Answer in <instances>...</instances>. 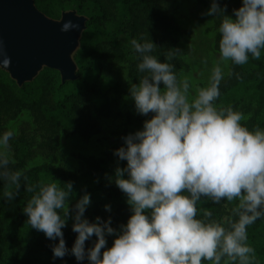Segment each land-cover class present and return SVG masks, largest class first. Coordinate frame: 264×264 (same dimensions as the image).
Returning <instances> with one entry per match:
<instances>
[{"label": "clouds", "instance_id": "1", "mask_svg": "<svg viewBox=\"0 0 264 264\" xmlns=\"http://www.w3.org/2000/svg\"><path fill=\"white\" fill-rule=\"evenodd\" d=\"M233 12L235 19L224 15L216 0L207 12L223 17L218 56L208 85L197 88L194 95L189 79L178 78L173 64L150 55L156 47L151 40L131 41L140 57L137 70L144 75L130 84V96L139 114H154L143 130L124 138V146L115 152L127 161L125 168L115 170L114 183L126 194L132 215L112 247L101 253L105 235L116 230L110 219L101 222L97 217L89 223L83 218L90 204V196L83 195L75 204L72 225L78 235L70 251L77 261L87 256L90 264H255L256 251L248 243L247 229L264 218V129L249 130L242 121L250 119V113L231 106L218 108L214 102L220 97L221 81L234 75L230 65H245L249 56L261 60L264 0H242ZM76 27L68 21L61 31ZM174 55L169 53L165 60L171 61ZM9 64L7 58L2 61L5 67ZM14 135V130L0 134V180L16 189L22 173L8 168L9 141ZM26 191L34 193L23 208L27 224L50 240L59 239L52 252L63 258L69 252L62 229L72 183L64 187L41 183ZM13 195L14 191L5 192L4 198L12 200ZM202 199L234 204L227 227L212 219L211 211L197 218ZM105 208L110 210L108 205ZM93 234L97 240L86 252L85 241Z\"/></svg>", "mask_w": 264, "mask_h": 264}, {"label": "trees", "instance_id": "2", "mask_svg": "<svg viewBox=\"0 0 264 264\" xmlns=\"http://www.w3.org/2000/svg\"><path fill=\"white\" fill-rule=\"evenodd\" d=\"M54 5L45 6V0H35L39 10L54 19H60L64 10L65 2L80 1L92 2L99 6L102 17L100 20H117L118 14L125 11L126 17L123 22L124 31L134 34L140 43L151 40L156 47L150 55L160 62L173 64L174 71L178 76L181 59L174 50V45L183 38L180 28L174 23L166 0H53ZM201 5L211 7L213 0H198ZM216 3L234 16V9L242 6V0H216ZM235 17V16H234ZM98 34L107 35L105 31H97ZM143 37V39H141ZM220 35L218 37V44ZM109 47L102 49V53L92 58L99 70V75L106 73L107 64L110 62L126 60L121 42L118 38L108 44ZM169 53H175L171 61L165 57ZM135 61L131 64L130 77L134 83L144 75L138 72L137 65L140 62L139 54L136 53ZM234 75L227 77L219 86L220 97L214 102L219 108L231 106L234 110L239 106L246 108L251 118L243 121L249 130L257 126L264 129V50L261 51V60L257 61L249 56L247 64L242 66L231 65ZM238 74V78L237 75ZM161 87L163 85L161 84ZM69 91L70 94H66ZM87 77L78 73V80L62 83L59 72L46 69L34 82L25 84L20 88L11 79L10 75L0 69V125L4 117L14 118L23 111L31 113L38 128L44 132V137L51 139L60 132V122L57 114L64 110L74 112L76 101L85 93L95 92ZM29 94H36L29 98ZM149 117L148 119H146ZM152 118L151 113L142 117L144 123ZM144 125V124H143ZM85 135L90 136L97 132V128L88 124L83 128ZM67 131V130H66ZM129 134L124 133L119 138L117 147L107 160L95 162L87 171L80 174H66L58 171L51 165H42L26 170L21 177L19 188L15 185L6 184L0 180V264H90L87 256L83 261H77L71 253V248L77 237V233L64 227L63 238L69 252L63 258L53 256L52 247L58 244L59 239L50 240L43 232L31 228L27 224L28 216L23 208L34 193L26 191L28 186L41 183H55L60 187L71 182L73 187L72 197L68 204L75 205L79 199L88 194L90 204L86 211L95 218L100 217L101 222L111 220L110 226L121 227L126 224L132 210L127 203V196L114 183L115 171L108 169V164L116 161L121 169L125 168L127 161L120 160L115 152L124 146V138ZM26 153L22 151V155ZM28 156L25 154L24 158ZM24 162V161H23ZM23 167L19 164L15 168ZM127 178V174L125 177ZM14 191L13 199L4 198V193ZM99 194L112 198L113 210L107 211L97 200ZM212 219L224 224L231 216V210L227 211L222 204H213L210 210ZM204 212H198L197 218H203ZM248 243L256 251L255 264H264V218L258 219L248 226ZM97 237L93 235L85 241V250L94 246ZM107 249V243L101 253Z\"/></svg>", "mask_w": 264, "mask_h": 264}, {"label": "rangeland", "instance_id": "3", "mask_svg": "<svg viewBox=\"0 0 264 264\" xmlns=\"http://www.w3.org/2000/svg\"><path fill=\"white\" fill-rule=\"evenodd\" d=\"M166 1L173 13L174 23L183 33V38L174 45V50L182 60L178 78L189 79L190 94L194 95L197 88L208 85L213 64L218 56L220 35L218 28L223 17L207 15L211 7L201 5L198 0ZM53 3H55L53 0H45V6L54 5ZM64 4L61 15L73 12L88 20L87 28L82 33L72 59L76 65L77 74L82 72L96 91L86 92L80 97L79 101H76L74 112L64 110L57 114L60 132L58 135H53L51 139L44 137V132L38 128L35 119L28 111H23L14 118L4 117L0 125V134L8 130L15 131L14 137L9 141L11 162L8 168L12 172L19 171L23 174L33 167L51 165L62 173L80 174L87 171L95 162L107 160L114 153L122 134L130 135L143 130L144 123L140 119L146 115L136 111L129 92L130 84L134 83L130 77L131 64L136 58L131 41L133 39L138 41V39L134 34L124 31L125 11L118 14L117 20L104 21L100 20L102 13L99 6L92 2L67 1ZM223 9L224 15L235 19L229 10ZM97 31H105L107 35L98 34ZM114 38L120 40L126 60L110 62L107 64L106 73L99 75V70L92 58L100 55L103 48L109 47L108 44ZM45 70L43 69L38 77ZM227 71L228 69H225V72ZM227 77L226 75L224 79ZM60 79L62 82L61 75ZM66 94L71 96L69 91H66ZM35 95L29 94V98ZM235 110L245 115L249 114L242 105ZM151 115L154 114L151 113ZM91 123L97 128V132L87 136L83 128ZM22 151L26 153L22 155ZM25 154L28 156L24 158ZM19 164L24 166L15 168ZM118 167L121 168L116 161L108 164V169L113 171ZM97 200L103 208L105 205L110 206V210L107 211L113 210L112 198L99 194ZM220 204L227 211L234 206L227 201H222ZM210 208H212L210 200L202 199L197 205L198 212L209 211ZM68 209L65 227L72 230L75 205L68 204ZM83 218L89 223L96 222L95 216L86 210ZM120 228H114L116 232L112 235H105L107 248L112 247L114 239L120 234Z\"/></svg>", "mask_w": 264, "mask_h": 264}, {"label": "water", "instance_id": "4", "mask_svg": "<svg viewBox=\"0 0 264 264\" xmlns=\"http://www.w3.org/2000/svg\"><path fill=\"white\" fill-rule=\"evenodd\" d=\"M68 21L78 27L62 32ZM87 22L73 12L51 19L37 8L35 0H0V69L19 87L34 81L43 69L59 72L63 84L76 81L72 55ZM5 58L10 60L6 67L2 65Z\"/></svg>", "mask_w": 264, "mask_h": 264}]
</instances>
